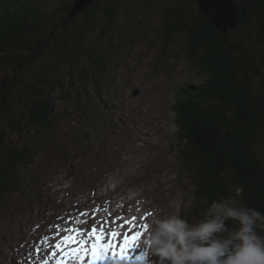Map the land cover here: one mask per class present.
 <instances>
[{"label":"rangeland","instance_id":"obj_1","mask_svg":"<svg viewBox=\"0 0 264 264\" xmlns=\"http://www.w3.org/2000/svg\"><path fill=\"white\" fill-rule=\"evenodd\" d=\"M60 1L70 0H40L38 4L49 11ZM102 1L98 0V7ZM176 6L187 15L197 14L192 0H121L115 26L104 31L100 30L99 13L87 39L99 55L108 57L98 91L91 62L82 58L77 68L69 67L65 60L68 43L61 49L66 37L56 40L55 47L49 38L51 48L26 62L16 76L12 72L0 76V126L14 144L25 143L37 154L22 169L23 181L30 187L6 196L0 205V264H56V260H48L56 251L55 240L69 234L66 229H90L107 222L106 229L122 234L129 226L119 225L133 217L130 236L137 231L142 235L130 250V258L121 264H136L155 212L187 216L193 185L176 160L179 146L172 103L175 90L186 82H202L204 75L184 50L185 31L165 38L163 11ZM72 26L67 28L71 35ZM44 28L41 33L49 36ZM256 30L253 25H237L230 31H239L254 52L256 70L250 77L254 87L262 90L264 39L254 46ZM59 51L65 58L63 68L57 70L53 64ZM83 70L88 74L80 72L83 79L78 85ZM47 94L55 123L46 130L34 128L22 134L14 130L11 119L24 125L30 101ZM6 95L15 96L7 111L2 107ZM253 149L264 164V114ZM200 218L198 213L188 220L195 223ZM144 224L146 230L140 227ZM48 236L52 244L43 243Z\"/></svg>","mask_w":264,"mask_h":264},{"label":"trees","instance_id":"obj_2","mask_svg":"<svg viewBox=\"0 0 264 264\" xmlns=\"http://www.w3.org/2000/svg\"><path fill=\"white\" fill-rule=\"evenodd\" d=\"M39 1L0 0V76L8 72L16 76L26 62L31 63L51 48L49 38L55 42L66 37L61 49L68 43L65 60L69 61V67L77 68L82 58L91 62L98 91L97 84L104 77L108 57L99 55L87 39L97 25L99 13H102L100 30H111L115 26L121 0H103L100 7L98 0H94L72 16L69 15L74 0L60 1L49 11H44ZM233 2L238 27L253 25L257 28L254 45L257 46V42L264 39V0ZM196 13L187 15L179 6L163 11L167 21L166 40L185 31L184 50L198 73L204 75L202 82H186L175 90L172 103L177 125L175 142L179 146L176 160L183 165L182 170L187 172L193 185V200L185 218L198 213L202 218L208 205L219 198H230L264 213V164L253 149L264 114V88L257 90L250 77L256 70L254 52L249 51L248 42L239 37V31L228 30L223 34L212 27L199 8ZM78 15L81 16L76 23ZM71 26L72 35L67 30ZM43 27V32L49 36L41 33ZM64 58L59 51L53 64L55 69L63 68ZM80 72L86 71H79L78 85L83 79ZM5 97L2 107L7 111L15 96ZM53 110L48 94L36 97L30 101L25 124L12 118V127L20 134L34 128L36 131L49 129L55 123ZM80 141L81 138L76 142ZM31 151L25 143L14 144L0 126V205L6 196L30 187L23 181L22 169L31 165L37 155Z\"/></svg>","mask_w":264,"mask_h":264},{"label":"clouds","instance_id":"obj_3","mask_svg":"<svg viewBox=\"0 0 264 264\" xmlns=\"http://www.w3.org/2000/svg\"><path fill=\"white\" fill-rule=\"evenodd\" d=\"M262 233L264 213L230 198L213 200L195 223L155 212L136 264H264Z\"/></svg>","mask_w":264,"mask_h":264},{"label":"snow or ice","instance_id":"obj_4","mask_svg":"<svg viewBox=\"0 0 264 264\" xmlns=\"http://www.w3.org/2000/svg\"><path fill=\"white\" fill-rule=\"evenodd\" d=\"M117 219H123L119 217ZM125 220L120 224V228L128 225V230L122 234L116 230H108L105 223L98 222L93 224L90 229L69 228L59 242L54 245L56 251L52 253L56 256L59 253L56 264H104L105 261H111L112 264H121V261L130 258V250L136 247L138 238L142 235L137 231L130 236L135 227L133 221ZM87 223V221H84ZM112 223H116L115 220ZM147 229V224L140 226ZM145 253L140 252L135 259L143 260Z\"/></svg>","mask_w":264,"mask_h":264},{"label":"water","instance_id":"obj_5","mask_svg":"<svg viewBox=\"0 0 264 264\" xmlns=\"http://www.w3.org/2000/svg\"><path fill=\"white\" fill-rule=\"evenodd\" d=\"M94 0H74L69 16L91 4ZM197 7L207 18L212 27L223 34L228 30H235L238 25L236 8L233 0H194ZM137 90L133 92L136 94Z\"/></svg>","mask_w":264,"mask_h":264},{"label":"bare ground","instance_id":"obj_6","mask_svg":"<svg viewBox=\"0 0 264 264\" xmlns=\"http://www.w3.org/2000/svg\"><path fill=\"white\" fill-rule=\"evenodd\" d=\"M46 240H43V243H45L46 244V242L48 241L50 244H52V240L50 239L51 238V236L49 237H44ZM58 241V240H57ZM57 241L55 240V243H57ZM46 246V245H45ZM50 247V246H49ZM58 256H59V253H58V255H56V256H53V257H51L48 261H51V263H52V260L53 261H55V260H57L58 259Z\"/></svg>","mask_w":264,"mask_h":264}]
</instances>
